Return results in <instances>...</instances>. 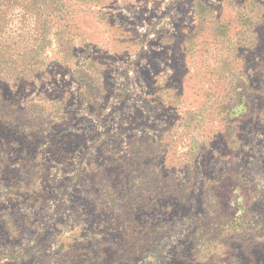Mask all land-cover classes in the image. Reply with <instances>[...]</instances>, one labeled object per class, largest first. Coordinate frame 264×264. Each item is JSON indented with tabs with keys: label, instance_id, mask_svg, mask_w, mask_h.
Segmentation results:
<instances>
[{
	"label": "rangeland",
	"instance_id": "obj_1",
	"mask_svg": "<svg viewBox=\"0 0 264 264\" xmlns=\"http://www.w3.org/2000/svg\"><path fill=\"white\" fill-rule=\"evenodd\" d=\"M233 1L245 0L75 6L85 41L77 55L53 65L44 83L4 90L34 108L22 112L29 129L12 135L13 170L0 181V264H112L113 245L99 247L92 231L106 216L113 234L146 231L138 245L151 251L133 264H264V96L254 77L264 20L258 49L237 47L230 75L224 63L240 30ZM200 7L211 15L204 23ZM250 7L254 17L259 7ZM87 46L95 49L81 52ZM90 58L98 75H75ZM88 76L105 95L94 114L80 102ZM69 93L67 124L39 111L40 94L63 101ZM65 148L73 153L66 169ZM43 149L48 199L33 205ZM123 245L117 236L114 247Z\"/></svg>",
	"mask_w": 264,
	"mask_h": 264
},
{
	"label": "trees",
	"instance_id": "obj_2",
	"mask_svg": "<svg viewBox=\"0 0 264 264\" xmlns=\"http://www.w3.org/2000/svg\"><path fill=\"white\" fill-rule=\"evenodd\" d=\"M233 7L238 11L239 16V32L237 33L238 39L232 43L234 39L230 38L227 43L232 50H228L229 56L234 55L235 49L241 47L246 51H252L259 47V36L263 32L264 20V5L259 0H245L243 4L238 1H233ZM237 4V5H234ZM75 6L100 8L101 10L111 9L108 0H0V181H3L10 171L13 170V158L16 153L14 144L11 141L12 135L17 130H28L30 121H27L26 115L23 116V111L34 108L33 102L25 99L21 105L15 98L4 96V90L11 87H22L23 89H30L31 86L38 85L46 82L51 77V70L53 65L58 67H65L73 56L77 55L76 51L79 45H83L85 41L81 38L78 28L74 23ZM250 6L259 7V11L253 17L254 12L249 10ZM207 8V7H206ZM204 8L202 7V10ZM210 9V8H208ZM200 13V18L204 22L210 19V12ZM253 17V18H250ZM217 21L220 19L217 18ZM192 36V35H191ZM189 36L188 38H191ZM83 49L81 52L90 51ZM95 49V48H91ZM256 51V50H255ZM227 58V56H226ZM239 57L233 56L232 62L227 66V72L235 75L233 72V63ZM93 58L87 65L78 68L75 75L80 72L91 71V74L98 75V68L93 65ZM224 62H228L226 59ZM103 68V70H105ZM247 79L250 77L241 71ZM259 75V76H258ZM260 80V84L256 87L264 96V60L260 62L254 72V77ZM100 77V76H99ZM91 76L82 81L79 90L80 102L84 105L91 106V113H95L96 109H102L104 104V89L98 83H94ZM95 78V76H94ZM75 99L74 93H69V97H65L63 101L57 99L51 100L46 94H40L37 97V105L41 113L53 115L55 119L59 120L60 124H67V117L73 116L71 113L65 111V104L71 103ZM60 107L52 111V106L59 104ZM69 127L68 125H66ZM48 142L44 139L40 144L44 145ZM62 148V147H61ZM45 149L38 155L37 172L40 175L38 186L31 192L30 198L33 205L41 204L48 199L49 189L46 184L49 183V175L51 171L50 163L44 154ZM64 162L61 163L64 169L67 168V158L73 155L70 149H62ZM62 158V160H63ZM59 160V158H58ZM64 174H67L65 170ZM7 192V191H6ZM11 193V192H10ZM9 193V194H10ZM8 195V193H6ZM11 196V195H10ZM95 212V211H93ZM94 216L96 220L100 218L97 213ZM83 218H86L83 216ZM112 218L106 216L102 225L98 226L92 231L96 232L99 237V247L103 248L112 246V253L109 254L114 258L112 264H121L123 261L127 264H133L138 256H146L150 253V249L145 245H138L144 242L146 231L134 229V232L118 231L114 228L113 234L110 230ZM95 234V233H94ZM119 236L124 243L123 247H114L115 238ZM76 252H82L79 249H74ZM97 256L101 258L104 256V251L98 248L94 251ZM92 256V255H90ZM107 256V255H106ZM119 258V259H118Z\"/></svg>",
	"mask_w": 264,
	"mask_h": 264
}]
</instances>
